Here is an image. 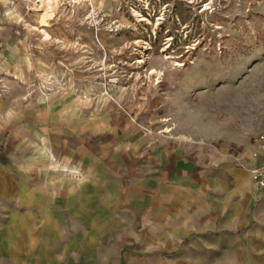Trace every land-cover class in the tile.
Returning a JSON list of instances; mask_svg holds the SVG:
<instances>
[{"label": "rangeland", "instance_id": "rangeland-1", "mask_svg": "<svg viewBox=\"0 0 264 264\" xmlns=\"http://www.w3.org/2000/svg\"><path fill=\"white\" fill-rule=\"evenodd\" d=\"M73 1H60L42 41L30 4L0 0V264L16 252L19 264H264V196L242 208L226 186L227 210L208 218L216 192L204 189L180 237L154 182L183 148L250 169L233 150L264 123V0ZM137 41L151 47L144 64ZM56 189L63 200L49 207Z\"/></svg>", "mask_w": 264, "mask_h": 264}, {"label": "crops", "instance_id": "crops-1", "mask_svg": "<svg viewBox=\"0 0 264 264\" xmlns=\"http://www.w3.org/2000/svg\"><path fill=\"white\" fill-rule=\"evenodd\" d=\"M263 127L264 123H258L257 126H255L253 138L248 144H246V146L234 145L235 149L233 151L236 154L234 156L238 155L243 159L249 160L250 167H254L258 163L255 156L256 146L254 144V137ZM241 163H235L234 161L225 158L218 164L211 165L207 162L204 163L199 155L191 153L187 151L186 148H183L180 151L177 149L175 153L170 152L168 157H165L164 160L155 167L154 182L159 188L156 198L163 204L170 203L171 205H176L175 208H170L171 216H169V219L177 223L178 235L180 237L186 235L187 225H190L188 222H185L186 219L190 218L187 216H191L189 215L190 209H188L187 206L190 204V197L195 194L198 195L203 193L204 189L216 192V194H211L209 198H204L205 203L212 204L209 205L211 208H209V206L207 208L208 218L211 216L217 217L227 210L225 201L222 199L223 195L220 194L221 191L225 193L227 190L226 186H229L230 188V198H235L242 208H246L251 203L258 202V200L264 196V193L261 195L256 194L253 187L251 173H249V169H245ZM189 189L197 190L196 193L192 194ZM83 191V189H79L77 192L73 193L70 203L75 207L82 204L83 193H85ZM198 191L199 193H197ZM143 193L137 195L135 205V207H139L140 210L141 204L149 197L147 192ZM47 198V206H49L54 198H57L55 200L63 198L62 191L56 189V193H50ZM34 200L31 204V212L35 213L37 211L38 214L41 212L42 219L45 218V215H43V211L45 210L44 205L43 208L38 209ZM92 200L94 201V205H97V195L93 194L90 201ZM180 240L181 238H173L171 239V242L178 243ZM2 254L0 241V260ZM9 254L11 258L14 259L11 262H13V264H19L18 260L20 258L18 257V253H15L17 256L16 259L13 257L14 253Z\"/></svg>", "mask_w": 264, "mask_h": 264}, {"label": "bare ground", "instance_id": "bare-ground-1", "mask_svg": "<svg viewBox=\"0 0 264 264\" xmlns=\"http://www.w3.org/2000/svg\"><path fill=\"white\" fill-rule=\"evenodd\" d=\"M61 0H25V2L27 4H31L34 3V5L32 6V11H33V16H35L37 18V23L35 25H32L30 23H27V27L31 30H35L37 32H39L42 36H44V39H42V41H50L52 39L51 34L48 32L47 29H45V26L48 25L50 23V21L56 16V10L59 7ZM86 1V0H83ZM92 1V0H91ZM82 2V0H77V1H73V3H79ZM208 4L205 6L204 10H206L208 8ZM133 14L134 16L137 18V21L139 22H143L145 21L147 24L150 23L149 20V16L145 17L143 15L140 14V11H138L137 9L133 8ZM92 17V15H89L88 18ZM160 19V18H159ZM130 24V23H129ZM137 47H136V51L137 54L141 55L138 56L136 63L138 64H144L146 63L147 57H146V53L145 51H147L148 49H150V44H147L146 47L141 46V42L137 41ZM164 59H166V61L169 64L170 67L175 66V67H184V64H182L180 61H172L171 63V56L170 55H166L164 57ZM163 65V63H162ZM150 74H153V76L157 77V84L162 83V81H160V77L159 75L164 73L162 72V69H157L155 67L151 68ZM170 120H172L171 118H164L162 119L160 122H169ZM159 123V122H157ZM175 129V126L172 127H167L165 129L164 132L166 133H170ZM184 138V137H183ZM185 139V138H184ZM53 169L57 170V169H62L65 171L66 174L71 175V176H77V175H81V171L76 168V167H69L66 164H62V165H58L56 163H54L52 165ZM249 173H251L249 171Z\"/></svg>", "mask_w": 264, "mask_h": 264}, {"label": "built area", "instance_id": "built-area-1", "mask_svg": "<svg viewBox=\"0 0 264 264\" xmlns=\"http://www.w3.org/2000/svg\"><path fill=\"white\" fill-rule=\"evenodd\" d=\"M33 5L34 3H31L27 10L32 12ZM254 144L258 163L256 166L250 167L249 171L251 172L254 190L257 195H261L264 193V127L254 137Z\"/></svg>", "mask_w": 264, "mask_h": 264}]
</instances>
